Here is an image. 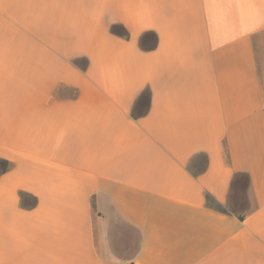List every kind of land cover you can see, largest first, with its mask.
Masks as SVG:
<instances>
[{
  "label": "crops",
  "instance_id": "crops-1",
  "mask_svg": "<svg viewBox=\"0 0 264 264\" xmlns=\"http://www.w3.org/2000/svg\"><path fill=\"white\" fill-rule=\"evenodd\" d=\"M264 0H0V264H264Z\"/></svg>",
  "mask_w": 264,
  "mask_h": 264
},
{
  "label": "rangeland",
  "instance_id": "rangeland-1",
  "mask_svg": "<svg viewBox=\"0 0 264 264\" xmlns=\"http://www.w3.org/2000/svg\"><path fill=\"white\" fill-rule=\"evenodd\" d=\"M260 76L264 86V33L256 39Z\"/></svg>",
  "mask_w": 264,
  "mask_h": 264
}]
</instances>
